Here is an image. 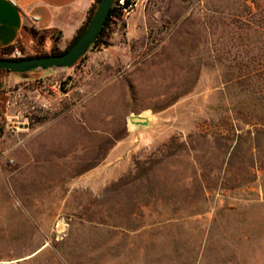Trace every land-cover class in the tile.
<instances>
[{
    "label": "rangeland",
    "instance_id": "374dc122",
    "mask_svg": "<svg viewBox=\"0 0 264 264\" xmlns=\"http://www.w3.org/2000/svg\"><path fill=\"white\" fill-rule=\"evenodd\" d=\"M103 43L0 73L28 125L0 138V264H264V140L233 134L264 119V0H140Z\"/></svg>",
    "mask_w": 264,
    "mask_h": 264
},
{
    "label": "crops",
    "instance_id": "0c3cea01",
    "mask_svg": "<svg viewBox=\"0 0 264 264\" xmlns=\"http://www.w3.org/2000/svg\"><path fill=\"white\" fill-rule=\"evenodd\" d=\"M94 3L95 0H0V50L16 45L27 26L59 34L56 37L59 45L67 47L87 22ZM125 21L115 35L125 31L132 37L136 19L132 15ZM5 77L4 74L2 79Z\"/></svg>",
    "mask_w": 264,
    "mask_h": 264
},
{
    "label": "water",
    "instance_id": "95a60500",
    "mask_svg": "<svg viewBox=\"0 0 264 264\" xmlns=\"http://www.w3.org/2000/svg\"><path fill=\"white\" fill-rule=\"evenodd\" d=\"M116 0H101L86 30L77 42L64 54L32 57L29 59H0V71L20 74L27 78L36 70L65 69L74 67L90 50L100 36ZM132 123L147 127L149 121L143 117H133Z\"/></svg>",
    "mask_w": 264,
    "mask_h": 264
},
{
    "label": "trees",
    "instance_id": "16d2710c",
    "mask_svg": "<svg viewBox=\"0 0 264 264\" xmlns=\"http://www.w3.org/2000/svg\"><path fill=\"white\" fill-rule=\"evenodd\" d=\"M101 0H95L94 5L92 6V8L90 9L89 12V16L87 19V22L85 23V25L80 29V31L78 32L77 36L74 38V40L67 46V48L63 51H53L50 54H38L35 56H27V57H19V58H13L11 55L14 52L15 48L17 47V45H19L20 42H18L16 45L4 48L0 50V59H29L32 57H42V56H49V55H61L64 54L65 52H67L76 42L77 40L80 38V36L84 33V31L86 30L89 22L91 21L99 3ZM114 14V9L111 10L110 16L100 34V36L98 37V40L95 42V44L92 47L95 46H99L101 44H105L103 43V38L106 36V31L108 29V26L110 25V22L112 21V16ZM25 31H28L34 39H37L39 43L43 44L46 41L47 35L49 34V32L47 31H38L34 28H28L25 27ZM54 36H60L59 34L57 35L56 33L53 34ZM20 47L22 48V46L20 45ZM23 49V48H22ZM34 72V71H32ZM0 73H6L4 71H0ZM7 74V73H6ZM261 125H259L260 127L258 129H256L255 131L252 129H248L246 130V136L244 135V129H238L235 128L233 129V134L234 136H236V138H241V137H245L247 140H251L253 147H251V150L254 151L255 148H259L258 147V142L263 139L264 140V119H261L260 121ZM246 125L250 124V122H244ZM241 131L240 133H237ZM237 154V150L234 148L233 151L230 153V160ZM251 165L248 167V169L250 171H253L254 173L256 172L255 176H258L259 172H262L264 174V159H260V158H255V154H253V158L251 159Z\"/></svg>",
    "mask_w": 264,
    "mask_h": 264
},
{
    "label": "built area",
    "instance_id": "2783aa9c",
    "mask_svg": "<svg viewBox=\"0 0 264 264\" xmlns=\"http://www.w3.org/2000/svg\"><path fill=\"white\" fill-rule=\"evenodd\" d=\"M137 6L138 0H116L112 8L114 9V14L111 18L116 19L120 15H130ZM11 56L19 58L22 53L15 49ZM12 94L0 80V138L8 131L18 132L28 128V125H25V121L20 115L10 120L9 111L12 107L17 106V102L12 100ZM18 96L21 97L20 94ZM19 108V111H21V106Z\"/></svg>",
    "mask_w": 264,
    "mask_h": 264
},
{
    "label": "bare ground",
    "instance_id": "6f19581e",
    "mask_svg": "<svg viewBox=\"0 0 264 264\" xmlns=\"http://www.w3.org/2000/svg\"><path fill=\"white\" fill-rule=\"evenodd\" d=\"M131 126H133V125H131ZM62 224V223H61ZM60 229H61V231L64 229V225L62 226V227H60Z\"/></svg>",
    "mask_w": 264,
    "mask_h": 264
}]
</instances>
